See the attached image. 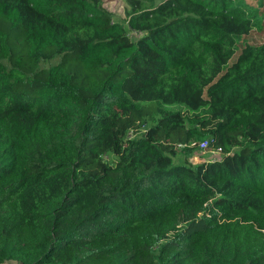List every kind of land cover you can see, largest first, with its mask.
Returning a JSON list of instances; mask_svg holds the SVG:
<instances>
[{"label":"trees","instance_id":"1","mask_svg":"<svg viewBox=\"0 0 264 264\" xmlns=\"http://www.w3.org/2000/svg\"><path fill=\"white\" fill-rule=\"evenodd\" d=\"M103 1L0 0V264H264V0Z\"/></svg>","mask_w":264,"mask_h":264},{"label":"rangeland","instance_id":"2","mask_svg":"<svg viewBox=\"0 0 264 264\" xmlns=\"http://www.w3.org/2000/svg\"><path fill=\"white\" fill-rule=\"evenodd\" d=\"M102 7L109 12L111 18L114 22L119 23L121 26L126 28V16H125V8L126 2L125 0H104L102 3ZM131 39L135 38L134 35H130ZM59 61V57L52 59L47 62H41L39 67L40 68H48L52 65H55ZM219 153H216L215 150L211 148H206L204 151H198L192 156L189 161L192 164L203 162V161H210L218 158ZM174 160L176 161L177 158L175 157ZM6 264H15L13 262H7Z\"/></svg>","mask_w":264,"mask_h":264},{"label":"built area","instance_id":"3","mask_svg":"<svg viewBox=\"0 0 264 264\" xmlns=\"http://www.w3.org/2000/svg\"><path fill=\"white\" fill-rule=\"evenodd\" d=\"M191 146H197V148L199 149V151H204L207 146H208V143H207V140H204V141H201L199 143H191L190 144ZM216 153H219L220 152V149L218 150H215Z\"/></svg>","mask_w":264,"mask_h":264}]
</instances>
